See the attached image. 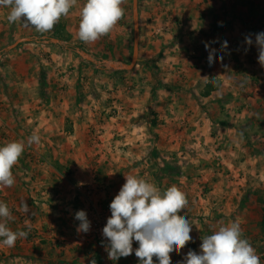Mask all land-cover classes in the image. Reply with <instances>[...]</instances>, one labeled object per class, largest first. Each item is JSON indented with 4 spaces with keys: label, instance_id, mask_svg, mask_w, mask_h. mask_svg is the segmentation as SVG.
<instances>
[{
    "label": "rangeland",
    "instance_id": "1",
    "mask_svg": "<svg viewBox=\"0 0 264 264\" xmlns=\"http://www.w3.org/2000/svg\"><path fill=\"white\" fill-rule=\"evenodd\" d=\"M84 3L78 0L45 33L22 21L9 23L10 9L0 7V60L25 54L26 61L40 64L36 79H25V121L17 120L15 110L7 115L0 101V142L20 139L26 144L24 162L13 168L23 172L14 200L30 209L27 215L11 211L8 227L28 235L12 248L0 246V264H90L96 253L103 264H140L135 251L108 259V242L93 238L94 225L107 222L109 205L128 174L162 191L176 185L186 195L188 205L180 215L192 224L196 247L170 253L180 256L171 264H183L189 250L200 254L201 237L232 221L240 222L242 238L264 264V77L249 72V57L236 68L240 61L234 50L222 47L223 36L217 38L214 60L222 73L218 79L209 68L204 74L194 63L182 66L189 55L184 44L193 43L183 31L185 0H138L137 63L131 70L113 69L133 60V0L123 4L124 17L114 30L94 43L77 35ZM236 3L231 10L246 15L244 31L264 30V0H247L244 9ZM156 20L167 30L156 31ZM69 25L73 33L66 30ZM247 36L255 43L253 35L240 33L238 48H247ZM24 38L30 41L8 50ZM71 46L77 52L68 50ZM196 54L194 60L200 58ZM212 81L217 82L215 93L204 98ZM34 132L41 143L29 147L27 138ZM79 210L90 221L87 233L77 232ZM138 247L133 241V249Z\"/></svg>",
    "mask_w": 264,
    "mask_h": 264
},
{
    "label": "clouds",
    "instance_id": "2",
    "mask_svg": "<svg viewBox=\"0 0 264 264\" xmlns=\"http://www.w3.org/2000/svg\"><path fill=\"white\" fill-rule=\"evenodd\" d=\"M126 0H85L79 8L78 38L84 43H94L110 34L124 17L123 4ZM78 0H0V7L10 9L9 23L22 21L37 32L52 30L62 17H67ZM245 41L252 45L251 36ZM258 48V62L264 67V32L255 34ZM209 50L208 62H214L215 50ZM222 47L227 48V41ZM222 59V57H221ZM41 137L33 133L27 138V146L39 145ZM25 141H11L0 147V191L15 185L16 178L12 169L19 162L25 150ZM125 183L111 201V216L102 229L107 239L108 259L118 260L128 257L135 251L140 264H171L170 253L179 254L189 242L192 224L186 215L180 213L187 208L186 195L176 185L162 191L154 183L137 175L128 174ZM20 211L25 215L29 206L21 202ZM79 226L77 232L87 233L90 221L84 210L75 213ZM13 220L8 205L0 201V246L12 248L18 239L26 238V231H13L8 227ZM243 229L239 221L222 225L213 234L201 237V253L190 250L183 264H261L260 257L251 243L242 238ZM133 241L139 247L133 249ZM95 264V262H93Z\"/></svg>",
    "mask_w": 264,
    "mask_h": 264
},
{
    "label": "crops",
    "instance_id": "3",
    "mask_svg": "<svg viewBox=\"0 0 264 264\" xmlns=\"http://www.w3.org/2000/svg\"><path fill=\"white\" fill-rule=\"evenodd\" d=\"M176 1V0H175ZM241 3V9L243 4H247V0H237ZM236 0H185L186 7L184 11L185 15V24L183 25V31L186 35L191 36L193 43L190 41L184 44L186 46L187 54L188 56H185L183 59L186 61L187 64H183L182 66L187 67L189 64L194 63L196 64L200 69V72L202 71L204 74L207 73L206 70L209 68L210 75L212 77L215 76V79L219 78V74H222L218 71L217 66L215 65V61L210 65L208 62V56H209V50H206L205 45H209L210 50H215L214 54V60H217L218 56V44L219 41H217L220 36H223L224 38H227V47H230V51H235V54L237 55V58L240 62H237L236 68H241L239 63H244V61L247 60V57H249V61L247 60L248 64L246 65L247 68H250L249 72L252 75H255V71L257 70V73L259 77H264V71L261 73L260 69L264 70V67L260 65L258 62V48L257 45L252 43V45H248L247 48H238L236 46L237 40L239 39V34H249L253 35V40L255 39V34L264 32V30H260V28H256L257 30L253 32L254 28L247 27V29L244 31L245 25L243 23V20H246L245 14H237L235 10H231L234 5L237 4ZM246 11V10H243ZM72 24L75 25L78 23L75 16H72L71 18ZM156 25L154 28L156 31L164 29L167 30V26L165 28H161L159 26L162 24L160 21H155ZM154 23L151 24L153 27ZM73 26H68L67 31L69 33H73L74 28ZM247 32V33H246ZM188 36L186 37V39ZM58 43V42H57ZM234 47V48H233ZM244 50H246V53H244ZM19 51V49L17 50ZM228 52V51H227ZM243 52V53H242ZM200 56L198 60H194L191 55L197 56V54ZM244 54V55H241ZM9 58H3L0 60V86L3 87L0 89V101L4 99V105L1 107H5L7 109V115L13 114V110H15V114H18L17 120L21 123V120L25 121V118H21V116H25V79H30L31 82L36 79L38 68L40 67V64L37 63V61H26L25 54L18 55H6ZM193 61V62H192ZM232 61V60H231ZM221 62V61H219ZM236 63V61H234ZM223 63V62H221ZM226 63V62H225ZM231 63V62H230ZM230 64L231 67H234V64ZM227 64V63H226ZM213 65V66H212ZM243 65V64H242ZM205 70H204V67ZM182 68V67H181ZM235 68V69H236ZM238 73V69L235 70ZM204 74H200L203 76ZM223 76V75H222ZM221 76V77H222ZM234 77V76H232ZM209 78V77H208ZM240 79V77H239ZM234 78H232V81ZM238 81V79H237ZM233 82H236L233 81ZM264 82V79L262 80ZM214 92L211 93L214 94ZM211 95L207 98H210ZM28 104V103H27ZM3 113V111H1ZM20 117V118H19ZM12 119H9L6 121V123L1 120V123L4 122V124L9 125L11 123ZM14 127V125L12 124ZM6 127V126H5ZM11 141H20V139L16 140H10ZM8 142H0V147H2L3 143ZM22 157V156H21ZM19 159V162L17 166H20L19 164L23 163V158ZM13 174L16 178L15 185L10 188H5L2 191H0V201H3L6 203L12 211L14 208L16 210H19L20 208V202L17 203L14 200V196L17 192V190H21L22 183L19 181L20 178H22L21 175H23L22 170L15 171L12 169ZM20 186V188H19ZM38 187L35 185V189ZM38 189V188H37ZM189 250V249H186ZM190 251V250H189ZM172 259H178L180 256H176V254H170ZM177 257V258H176ZM178 261V260H177Z\"/></svg>",
    "mask_w": 264,
    "mask_h": 264
},
{
    "label": "water",
    "instance_id": "4",
    "mask_svg": "<svg viewBox=\"0 0 264 264\" xmlns=\"http://www.w3.org/2000/svg\"><path fill=\"white\" fill-rule=\"evenodd\" d=\"M133 20H134V50H133V60L130 66H115L113 65L112 68L116 70H131L135 67L138 55H139V41H140V26H139V5L138 0H133ZM30 39L24 38L20 39L15 42L12 46L8 48V50L16 49L19 45L29 42ZM58 42V41H56ZM91 60V59H89ZM92 61V60H91Z\"/></svg>",
    "mask_w": 264,
    "mask_h": 264
},
{
    "label": "trees",
    "instance_id": "5",
    "mask_svg": "<svg viewBox=\"0 0 264 264\" xmlns=\"http://www.w3.org/2000/svg\"><path fill=\"white\" fill-rule=\"evenodd\" d=\"M68 50L70 51H73V52H77V48L75 47H70ZM216 81H212V82H209L206 87H205V93L203 94L204 95V98H207L211 95L212 92H214L216 89L214 87V85H216ZM262 205H263V213H264V199L262 201ZM262 228L264 229V217H263V220H262ZM195 244L192 243V242H189L184 248H192V249H195ZM93 262H95V264H103V260H102V257H101V254L100 253H96L92 258H91V261H90V264H93Z\"/></svg>",
    "mask_w": 264,
    "mask_h": 264
},
{
    "label": "built area",
    "instance_id": "6",
    "mask_svg": "<svg viewBox=\"0 0 264 264\" xmlns=\"http://www.w3.org/2000/svg\"><path fill=\"white\" fill-rule=\"evenodd\" d=\"M106 225V223H98L94 225V230H93V238L97 243H107V239L103 236L102 229Z\"/></svg>",
    "mask_w": 264,
    "mask_h": 264
}]
</instances>
